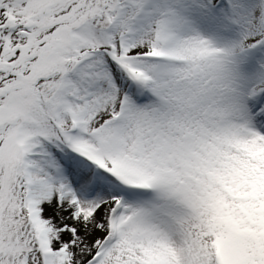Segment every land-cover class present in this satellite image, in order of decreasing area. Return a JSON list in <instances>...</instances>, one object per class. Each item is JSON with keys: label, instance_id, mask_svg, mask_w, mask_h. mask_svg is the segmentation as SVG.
I'll return each mask as SVG.
<instances>
[{"label": "snow or ice", "instance_id": "1", "mask_svg": "<svg viewBox=\"0 0 264 264\" xmlns=\"http://www.w3.org/2000/svg\"><path fill=\"white\" fill-rule=\"evenodd\" d=\"M0 264H264V0H0Z\"/></svg>", "mask_w": 264, "mask_h": 264}]
</instances>
